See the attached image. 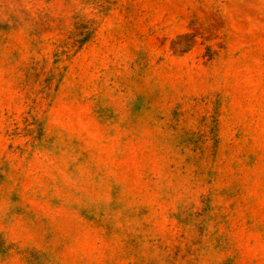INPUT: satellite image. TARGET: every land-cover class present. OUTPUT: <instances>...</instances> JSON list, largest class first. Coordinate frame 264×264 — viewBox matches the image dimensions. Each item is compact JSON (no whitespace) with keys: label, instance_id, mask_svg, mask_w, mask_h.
<instances>
[{"label":"rangeland","instance_id":"1","mask_svg":"<svg viewBox=\"0 0 264 264\" xmlns=\"http://www.w3.org/2000/svg\"><path fill=\"white\" fill-rule=\"evenodd\" d=\"M0 264H264V0H0Z\"/></svg>","mask_w":264,"mask_h":264}]
</instances>
